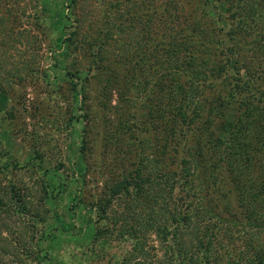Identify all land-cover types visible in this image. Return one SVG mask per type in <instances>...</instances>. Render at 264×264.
Wrapping results in <instances>:
<instances>
[{
  "label": "trees",
  "instance_id": "16d2710c",
  "mask_svg": "<svg viewBox=\"0 0 264 264\" xmlns=\"http://www.w3.org/2000/svg\"><path fill=\"white\" fill-rule=\"evenodd\" d=\"M141 1L140 7L130 5L133 12L119 8L112 25L108 5L97 0L103 10L99 38L117 33L120 25L130 28L129 20L143 15L138 62L153 58L159 77L153 89L150 78L133 85L129 102L142 99L143 117L117 133L112 162L101 158L95 165L101 179L94 198L87 205L79 197L74 205L95 212V232L107 230L127 242L118 264H264V0H201L196 14L183 16L187 0ZM212 1L222 11L209 9L217 10ZM59 8L70 11L55 25L62 38L52 52L64 44L66 54L80 39V19L76 0ZM34 17L28 25L35 32L28 35L31 75L39 71L33 53L45 26ZM152 22L158 42L147 36ZM86 36L84 41L91 39ZM98 39L91 44L100 45ZM84 140L80 156L87 173L90 148ZM40 183L46 194L49 184ZM22 200L17 202L24 207ZM32 252L33 259L46 258L30 249L28 256Z\"/></svg>",
  "mask_w": 264,
  "mask_h": 264
},
{
  "label": "rangeland",
  "instance_id": "374dc122",
  "mask_svg": "<svg viewBox=\"0 0 264 264\" xmlns=\"http://www.w3.org/2000/svg\"><path fill=\"white\" fill-rule=\"evenodd\" d=\"M64 1L0 0V264H118L129 247L127 242L112 239L107 230L95 232V212L74 204L81 197L88 205L96 195L101 176L95 165L101 158L111 163L117 152L111 143L117 133L143 117L142 99L137 97L134 105L129 102L133 85L150 78L149 89H153L158 65L153 58L138 62L136 43L139 40L143 45L145 40L143 15L129 20L130 28L120 25L117 33L108 31L99 38L103 10L97 0H76L80 39L71 42L66 54L61 52L64 44L52 52L62 38L55 25L70 11L59 8ZM103 2L112 25L118 22L119 8L133 12L130 5L140 7L142 3ZM157 2L152 0V4ZM212 2L217 10L211 5L209 9L222 11L219 3ZM199 3L187 0L181 16L196 14ZM34 16L45 26L40 30L39 51L33 53L38 57L33 68L39 71L31 75L28 35L35 32L33 27L28 32V25ZM152 18L156 20L157 14ZM149 26L147 36L158 42V24ZM85 36L91 39L84 41ZM92 39L101 44H91ZM100 64L104 71H99ZM66 70L74 75H67ZM83 139L90 148L87 173L80 156ZM34 150L39 158L34 157ZM102 173L106 176L108 172L104 169ZM40 179L49 184L46 194ZM17 197L26 201L24 207ZM35 240L40 241L38 246ZM28 249L39 256L46 253V258L33 259L34 252L28 256Z\"/></svg>",
  "mask_w": 264,
  "mask_h": 264
}]
</instances>
